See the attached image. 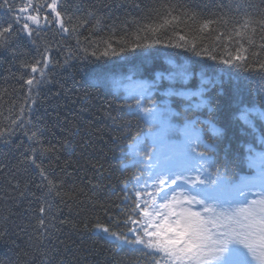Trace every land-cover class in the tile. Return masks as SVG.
I'll return each instance as SVG.
<instances>
[{
    "label": "trees",
    "instance_id": "1",
    "mask_svg": "<svg viewBox=\"0 0 264 264\" xmlns=\"http://www.w3.org/2000/svg\"><path fill=\"white\" fill-rule=\"evenodd\" d=\"M26 2L10 0L15 12L0 8V28L16 15L40 19L39 26L28 21L30 36L21 20L0 37V264H173L102 228L128 241L148 239L137 222L161 188L149 165L162 154L175 158L172 167L186 157L188 124L209 156L190 158L204 164L202 178L219 173L236 182L249 172V148L264 151V123L253 130L237 119L245 107L264 111V29L255 23L264 19V0H58L67 32L46 7L51 0H33L44 7L19 13ZM245 21L253 23L245 29ZM238 50L245 60L221 62ZM45 58V77L29 91L26 81L40 79L30 66L39 60L44 67ZM142 93L144 106L167 107L166 131L137 111ZM138 144L142 156L134 154ZM33 149L56 184L51 192L27 159ZM260 200L264 194L252 201ZM251 242L250 264H264V242Z\"/></svg>",
    "mask_w": 264,
    "mask_h": 264
},
{
    "label": "snow or ice",
    "instance_id": "2",
    "mask_svg": "<svg viewBox=\"0 0 264 264\" xmlns=\"http://www.w3.org/2000/svg\"><path fill=\"white\" fill-rule=\"evenodd\" d=\"M40 7L44 5L34 6L33 0H27L23 7L19 8V13L24 14L29 8L32 12H38ZM46 7L51 9L55 13L56 23L60 28L67 32L68 28L65 27L63 20L61 19V13L57 10L58 0H51V3L46 4ZM0 8H7L9 12H15L16 6L10 3V0H0ZM168 15H171L169 12ZM172 19H178L172 17ZM23 20V30L30 36L31 31L29 29L30 21L33 25L39 26L40 19L37 15H16L13 18V22L9 23L6 27L0 28V37H4L5 34H11L14 24H19ZM47 20V17H45ZM165 24L171 23L169 20L164 21ZM210 22H205L202 27L208 28ZM251 21H245L244 28H248ZM259 26L264 29V19L259 20ZM156 31V29H152ZM255 32V29H253ZM236 35H242V32L237 31ZM184 37H181L183 40ZM159 43V41H156ZM181 47L182 45H175ZM111 47V45H109ZM124 49L122 48L121 51ZM192 51L196 56H200L201 52L196 50V45H192ZM205 51H207L205 49ZM113 55L115 51L113 50ZM104 56H108V51L103 53ZM230 55V54H229ZM208 58L216 60V57L208 53ZM245 57L238 54L230 59H221L224 64H233L234 61H243ZM41 62L37 60L36 64L31 65V71L36 73L39 71L40 79L35 77L28 79L26 84L29 86V91L32 87H35L41 83L45 77L44 69L48 66L47 58L44 60V67L39 68ZM236 67H243V64H235ZM264 67V65H262ZM181 76L184 73H180ZM147 92V88L144 89ZM195 95V93H193ZM145 99L144 93L141 94L140 99L137 100V111L140 112L145 120L149 123H158L162 130L167 129L168 120L166 114L168 113L167 107L158 106L149 100L150 106H144L142 101ZM243 124L251 129L257 127L256 121L264 123V111H257L255 108H242L237 116ZM184 134L186 138L185 143V156L188 158H197L203 160L205 158V152H200L198 149L201 144L199 136L196 134L194 124H188L185 126ZM3 133H0L2 136ZM37 136L36 132H33L29 139H33ZM258 143L264 145V135H261ZM206 147V146H205ZM131 148V146H130ZM250 156L249 163L252 167L258 168V179L264 182V151L257 152L254 148H249ZM134 154L136 156H142L143 150L137 145ZM43 155V153H41ZM153 156H149V161L153 160ZM28 161L36 168L40 169V175L44 180H48V177L44 173V169L37 163L35 158V149H33L32 156L27 158ZM172 158L168 154H162V156L155 157V163L150 164L149 167L156 169L155 176L159 184H164L165 180L170 178L172 172ZM204 168V164H200L198 169H194L199 173ZM181 177L177 176L176 179H171V183L175 184L177 179ZM137 180L139 178L137 177ZM186 182L191 186V189L195 191V195L191 192L181 193V197L177 199L175 196L171 202L167 201L165 197V203L160 205L161 209L165 211L161 212L152 205V211L149 210V203L144 202L145 207L141 209L143 220L140 221L146 227L143 228L144 237H148L145 240L141 236H137L135 241H128L127 237L120 236L115 232H109L107 227H103L102 231L108 233L110 236L117 240H121L128 244H140L144 245L148 249H152L153 253L162 252L173 264H250L249 254L256 256V248L251 242L254 237L264 242V200L252 201L250 204H246L243 207L224 209L223 200L227 181L219 173L212 178L211 176L201 177L197 174L194 177L187 178ZM48 189L53 191L56 189V184L48 180ZM235 192L239 196H244L243 187H238ZM59 194V193H57ZM137 196L140 193L136 194ZM243 203V202H242ZM175 204L178 207H172ZM198 205L201 207L204 215L201 212L192 211V206ZM221 209L218 211L217 209ZM136 209H140V204L136 203ZM45 209L41 207L40 212L43 213ZM154 216L161 218V222H155ZM174 217V219H170ZM135 222V221H134ZM43 219L40 220V224L43 225ZM149 228H154V231H149ZM264 261V251L260 253L259 257Z\"/></svg>",
    "mask_w": 264,
    "mask_h": 264
},
{
    "label": "rangeland",
    "instance_id": "3",
    "mask_svg": "<svg viewBox=\"0 0 264 264\" xmlns=\"http://www.w3.org/2000/svg\"><path fill=\"white\" fill-rule=\"evenodd\" d=\"M255 170L258 171V168L254 167ZM156 172V169L154 171V174ZM178 174L180 176H182V178L185 180V178H189V177H193L191 176V174L185 170V168H179L178 169ZM175 173V172H174ZM186 173L185 177L182 175ZM250 180L256 181V185H259L260 183H263L260 179H258V172L253 174L251 177H249ZM181 181L176 182L175 184L171 183V176L170 178L165 180V183L163 184V186L160 188L158 194L156 196H154L153 192L150 193V202H149V210L152 211V205L155 206L156 209L160 210L161 212L165 211L164 209L160 208V205L164 204L165 201V197L167 198L168 202H171L173 200V197L175 196L177 199H179L181 197V193L183 192V189L186 192H191L193 195H195V191L191 189V186L186 182V181ZM183 188V189H181ZM172 207H177L175 204L172 205ZM198 207V205H193L192 209H196ZM170 219H174V217H170ZM154 221L155 222H161V218L158 216H154ZM138 224L143 225L142 223H140V221L137 222ZM149 229H154V228H149ZM148 229V230H149Z\"/></svg>",
    "mask_w": 264,
    "mask_h": 264
}]
</instances>
